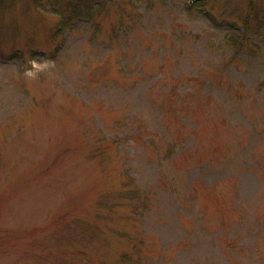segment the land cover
Returning <instances> with one entry per match:
<instances>
[{
    "label": "rangeland",
    "instance_id": "rangeland-1",
    "mask_svg": "<svg viewBox=\"0 0 264 264\" xmlns=\"http://www.w3.org/2000/svg\"><path fill=\"white\" fill-rule=\"evenodd\" d=\"M150 1L108 0L94 41L84 20L54 37L60 15L28 0L6 13L20 37L0 57V264H264V21L250 15L235 55L247 0H207L216 23L192 0ZM124 8L139 19L119 43ZM104 144L109 166L91 156ZM127 176L144 214L95 220L99 240L64 230Z\"/></svg>",
    "mask_w": 264,
    "mask_h": 264
},
{
    "label": "trees",
    "instance_id": "trees-1",
    "mask_svg": "<svg viewBox=\"0 0 264 264\" xmlns=\"http://www.w3.org/2000/svg\"><path fill=\"white\" fill-rule=\"evenodd\" d=\"M140 0H131V3H133V6L137 5V2ZM145 2V0H144ZM23 4L22 0H0V57L6 56L5 53H3V43L6 40H13L17 39L19 36V33L17 32V29H14L13 32H9L8 30H11L13 28L9 27L10 18L5 21L6 13L9 12V10L12 11L13 8H15L18 4ZM108 0H28V6L33 8H48L51 9L53 13H58L60 15V20L55 25V28L52 31V35L54 37H58L60 35H64L65 31L70 28L72 24H76V21L78 20H84L87 23L90 24V35L89 37L94 41L98 39L99 35L103 28V24L101 21V17H103L106 14V10L104 9L107 5ZM154 3H152L150 0H148L147 6L149 8H153ZM263 5L261 3V0H247L246 1V10L247 15H245L244 21L245 25L244 27V33L239 34V31L236 29V27H233L232 31H230L228 34H226L225 42L228 44L231 48L234 49L235 55L240 52L245 45L249 42V38H247L245 35H247V31L249 27H251L250 24H248V19L251 14H255L256 16L261 15V20L264 21V13H262V8H259L258 6ZM146 6V7H147ZM187 9L191 10L192 8H196L198 11L203 13V16L207 17L212 22L216 23L215 14H213V11L208 8V1L207 0H192V2H188L186 4ZM123 8V7H122ZM146 11V10H145ZM123 13V14H122ZM139 14H130L129 12H126V9L124 8L121 11V20H119L118 24L114 25L112 24L109 29V35L111 39H115L117 41H121L124 37H127L129 34H127L125 28L126 25L130 24L134 27L138 23L137 19ZM255 31H257V28H255ZM264 39V38H263ZM31 38L29 37L28 40H26V46H30ZM264 41V40H263ZM30 49V48H29ZM57 53V54H56ZM59 53V48H55L54 57H57ZM9 57L11 59L13 58H21L24 55V50L20 48H15L13 52H11ZM127 78V77H126ZM23 91L27 93L28 91L23 88ZM175 95V93L173 94ZM33 99V98H31ZM121 118V119H120ZM117 120L118 125H121V123H124L122 120V116ZM208 124V122H207ZM181 129H177V133L174 131V135L176 133L180 134L179 132ZM168 135V133L166 132ZM101 138H99V142H108L107 145H110L115 141L114 138L106 137L105 135L101 134ZM174 137H172V144L169 147V151L175 150V147L173 143ZM102 150L99 148H92L91 150V156L95 159H98L99 162L104 164L105 166H109L110 164V158L108 156V153L104 152V150H107L109 147L104 144ZM99 147V146H98ZM170 156V155H169ZM127 172V171H126ZM121 188L115 193H105L102 194L98 200V209L94 212L93 218L94 221L91 223L87 222L86 220H81L78 218L72 219L68 225L65 226L64 230H70L73 227H78L82 230L83 234H86L85 236L89 237L90 239L99 240V236H101V233L96 229V226L100 227V224H98L97 221H102L105 217H111L110 215L115 211L116 209L121 208H129L133 211V213L142 215L144 214L145 210L150 206L151 199L150 195L147 191L140 192L138 188L134 185V180L127 176V178H124L122 180ZM150 208V207H149ZM107 210V212H106ZM97 220V221H95ZM94 222V223H93ZM73 226V227H72ZM112 227H109L107 233H110L111 235L115 234ZM70 239H72L71 236H69ZM131 242L134 241L132 238L128 239ZM68 241V239H67ZM133 243V242H132ZM81 250V249H80ZM79 250V251H80ZM128 258L130 259L129 253H123L121 255V261H127ZM129 264H137L136 262H132Z\"/></svg>",
    "mask_w": 264,
    "mask_h": 264
},
{
    "label": "clouds",
    "instance_id": "clouds-1",
    "mask_svg": "<svg viewBox=\"0 0 264 264\" xmlns=\"http://www.w3.org/2000/svg\"><path fill=\"white\" fill-rule=\"evenodd\" d=\"M29 75H32V73H31V72H29Z\"/></svg>",
    "mask_w": 264,
    "mask_h": 264
}]
</instances>
